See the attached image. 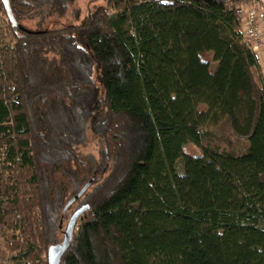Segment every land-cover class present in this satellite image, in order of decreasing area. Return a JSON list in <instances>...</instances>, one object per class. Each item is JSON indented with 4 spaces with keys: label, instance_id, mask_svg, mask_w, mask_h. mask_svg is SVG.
<instances>
[{
    "label": "trees",
    "instance_id": "1",
    "mask_svg": "<svg viewBox=\"0 0 264 264\" xmlns=\"http://www.w3.org/2000/svg\"><path fill=\"white\" fill-rule=\"evenodd\" d=\"M105 1L0 0V264H49L83 206L60 264H264V74L235 4Z\"/></svg>",
    "mask_w": 264,
    "mask_h": 264
},
{
    "label": "built area",
    "instance_id": "2",
    "mask_svg": "<svg viewBox=\"0 0 264 264\" xmlns=\"http://www.w3.org/2000/svg\"><path fill=\"white\" fill-rule=\"evenodd\" d=\"M237 9V33L254 52L264 49V0H227ZM234 1V3H232Z\"/></svg>",
    "mask_w": 264,
    "mask_h": 264
},
{
    "label": "rangeland",
    "instance_id": "3",
    "mask_svg": "<svg viewBox=\"0 0 264 264\" xmlns=\"http://www.w3.org/2000/svg\"><path fill=\"white\" fill-rule=\"evenodd\" d=\"M105 5H106L105 0H77V2H76V7H79L81 9L82 17L86 16L90 10H95L97 7L105 6ZM74 18L75 17H73L71 12H69L66 17L49 19L45 26L46 27L60 26L63 24L73 22ZM27 24H29V26L32 28H36V22L28 21ZM256 53H257V56L260 57L261 60H262V57L264 58V56H262V53H264V50H260ZM215 65H216V63L214 64V66ZM186 149H187V151H190L191 153H197L198 152V149L196 147H193V146H188ZM81 150L84 154H90V155L96 156V155H98V142L93 140V139H91V140L89 139L88 146H83L81 148ZM77 225H78V223H77ZM77 229L78 228L76 227V230ZM3 243H5V237L0 234V246Z\"/></svg>",
    "mask_w": 264,
    "mask_h": 264
},
{
    "label": "water",
    "instance_id": "4",
    "mask_svg": "<svg viewBox=\"0 0 264 264\" xmlns=\"http://www.w3.org/2000/svg\"><path fill=\"white\" fill-rule=\"evenodd\" d=\"M5 9L10 18L14 19L10 0H3ZM85 188L83 189V191ZM73 199L70 201L72 203ZM69 203V204H70ZM88 206H83L76 210L71 216L67 228L64 233V239L61 243L51 245L48 250V263L49 264H60L63 255L66 253L74 236L75 229L77 227L78 220L82 213L87 210Z\"/></svg>",
    "mask_w": 264,
    "mask_h": 264
},
{
    "label": "crops",
    "instance_id": "5",
    "mask_svg": "<svg viewBox=\"0 0 264 264\" xmlns=\"http://www.w3.org/2000/svg\"><path fill=\"white\" fill-rule=\"evenodd\" d=\"M262 50H264V49H262ZM262 56H264V53H262ZM258 60H259L260 66H261L263 74H264V58L262 57V60H261L260 57H258Z\"/></svg>",
    "mask_w": 264,
    "mask_h": 264
}]
</instances>
